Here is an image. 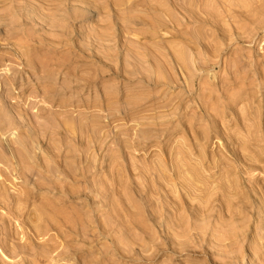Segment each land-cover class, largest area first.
Segmentation results:
<instances>
[{"label":"rangeland","instance_id":"1","mask_svg":"<svg viewBox=\"0 0 264 264\" xmlns=\"http://www.w3.org/2000/svg\"><path fill=\"white\" fill-rule=\"evenodd\" d=\"M0 264H264V0H0Z\"/></svg>","mask_w":264,"mask_h":264}]
</instances>
